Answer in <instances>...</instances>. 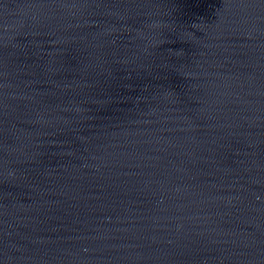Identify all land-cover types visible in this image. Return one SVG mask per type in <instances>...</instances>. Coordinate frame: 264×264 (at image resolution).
Wrapping results in <instances>:
<instances>
[{
  "label": "water",
  "instance_id": "95a60500",
  "mask_svg": "<svg viewBox=\"0 0 264 264\" xmlns=\"http://www.w3.org/2000/svg\"><path fill=\"white\" fill-rule=\"evenodd\" d=\"M0 264H264V0H0Z\"/></svg>",
  "mask_w": 264,
  "mask_h": 264
}]
</instances>
